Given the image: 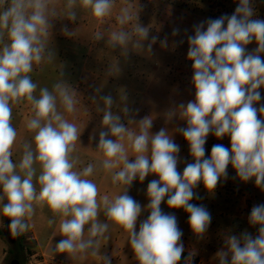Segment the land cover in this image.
Segmentation results:
<instances>
[{
    "label": "clouds",
    "instance_id": "9594fccd",
    "mask_svg": "<svg viewBox=\"0 0 264 264\" xmlns=\"http://www.w3.org/2000/svg\"><path fill=\"white\" fill-rule=\"evenodd\" d=\"M235 3L232 14L200 21L187 35L194 98L173 103L164 113L166 123L179 119L186 127L172 132L162 127L153 133L152 115L137 120L139 110L129 107L123 91L119 102L111 94L93 95L91 102L101 114L97 161L79 168L77 142L82 132L66 115L77 112V89L65 78L63 65L51 88L41 87L32 75L57 60L51 45L56 21L75 23L81 13L89 15L104 26L92 39L104 41L125 59L130 53L151 55L158 42L168 48V38L150 37V27L139 20L141 6L131 0H120L115 30L106 21L117 0H0V216L10 220L7 227L13 237L29 231L38 209L47 210V224L57 226L62 237L51 251L71 260L99 256L102 264H111L101 244L113 229L127 233L138 264H179L185 251L183 231L175 214L162 210V202L166 200L169 209H182L193 235L203 240L212 216L205 205L192 203L199 199L195 189L201 184L214 194L228 180L231 166L233 179L254 181L264 192V19L258 17L254 0ZM60 31L67 38L75 36L67 25ZM179 34V28L172 30L173 37ZM183 43L173 41L174 46ZM121 71L117 61L108 66L106 76ZM21 105L29 108L25 128L32 136L19 142V159L14 160L19 132L13 109ZM173 132L183 136L192 158L182 173ZM210 134L228 137L230 147L214 144L206 156ZM96 173L110 176L118 194L101 196L89 178ZM148 176L158 179L148 183V203L142 206L129 189ZM145 211L149 214L137 230ZM247 220L256 233L228 230L215 254L217 264H264V203L253 205ZM192 258L189 253L183 264H192Z\"/></svg>",
    "mask_w": 264,
    "mask_h": 264
},
{
    "label": "rangeland",
    "instance_id": "374dc122",
    "mask_svg": "<svg viewBox=\"0 0 264 264\" xmlns=\"http://www.w3.org/2000/svg\"><path fill=\"white\" fill-rule=\"evenodd\" d=\"M131 2L134 5L139 3L141 6L140 23L150 27V32L153 35H159L157 25L160 23L162 14H166L168 8L164 11L165 6H169V4L182 8L177 7L191 18L200 16V18L215 19L222 14L230 15L235 9V0H131ZM119 6L120 0H117V6L112 16L106 21V26L112 30L118 27L115 16L119 11ZM141 21L146 23L143 24ZM64 25H67L69 29H75L73 38H67L61 33L60 29ZM102 27L104 26L95 23L85 13H81L75 23L66 20L56 21L51 45L56 50L57 60L53 64L44 65L43 70L38 69L32 74L33 79L41 87L51 88L58 79V71L63 65L65 78L77 89L79 100L77 112L74 117L71 114L66 115L71 122L77 124L82 132L80 142H77V154L82 161L78 165L79 168L97 161L95 150L101 114L96 113V106L91 102L90 98L93 95H97L99 98V96L111 94L114 100L119 102V96L123 91L127 95L129 107L133 111L139 110L135 117L137 120L152 115L154 120L151 131L153 133L162 127H167L170 132L177 127H186V122L179 119L166 123L164 113L173 103H186L194 98L192 85L183 83L175 74L171 75L173 72H166V61L157 54L153 53L147 55L145 59H137L130 53L129 57L125 59L119 56L118 50L112 52L108 49L104 41L95 42L92 39L93 33L101 30ZM248 48L249 50L253 49L252 45H249ZM117 61L120 62L122 69L120 74L106 76L108 66L117 63ZM185 65L189 64L185 63ZM141 69L144 71L141 72ZM186 70H188L187 67ZM97 88L101 89L99 93H96ZM261 95L264 97V89L261 90ZM29 116V108L26 105L13 109V124L19 132L17 148L14 150V160L19 159V142L31 139L32 134L25 128V121ZM93 134L96 135V140H90ZM173 138L175 143L180 146L178 170L182 173L190 159L192 162L189 146L178 132H173ZM218 143L230 147L228 137L217 139L210 134L205 145L206 156L210 155L212 146ZM235 175V171L229 166L228 180L221 182L214 194L208 193L202 184L195 189L199 199H194L192 203L205 205L212 216L211 225L203 240H197L193 235L188 225V215L182 209H169L166 200L161 204L165 213H174L177 217L179 228L183 231L184 249L193 255L192 264H217L215 254L223 246V236L228 230L237 235L245 229L253 234L257 231L256 228L249 226L247 217L253 205L264 203V192L255 187L254 181L245 184L238 179H233ZM89 178L97 183L101 196L106 194L114 196L120 191L119 188L112 186L110 176L107 174L96 173ZM153 179H158V177L148 176L143 183L138 180L134 181L129 189V195L142 206L148 203L146 189L148 183ZM148 214L147 211L142 212L138 218L137 230L139 222L146 219ZM49 216L47 210L38 209L34 218L29 222L31 224L29 231L18 237V243L22 242L25 245V250H23L25 264L30 248H36L35 250L78 264H102L99 256L88 257L81 261L71 260L65 253L52 252L51 249L54 250L56 243L62 237L58 235L57 226L50 227L47 224ZM6 219V217L0 216V225H2L0 226V264L9 263L14 255L13 248H15V252L20 250L18 243L15 246L11 245L3 233ZM109 236L108 241H102L101 253L111 257V264H138L128 243L127 233L123 230L110 229ZM4 254H6V258L3 262Z\"/></svg>",
    "mask_w": 264,
    "mask_h": 264
},
{
    "label": "crops",
    "instance_id": "0c3cea01",
    "mask_svg": "<svg viewBox=\"0 0 264 264\" xmlns=\"http://www.w3.org/2000/svg\"><path fill=\"white\" fill-rule=\"evenodd\" d=\"M256 11L258 14V17L261 19H264V0H254ZM173 4H169V6H165L164 11L167 9L166 14L163 13L162 17L160 18L158 25H157V31L159 33L160 39H163L165 36H167L169 41L168 48H161L159 45V42L153 46V53L157 54L161 58H163L166 61L167 68L166 72H173L171 75L175 74L179 77V80H181L185 84H191V77H192V69H191V62L187 60V35L193 34L192 28L194 24L199 23L200 21L206 20V18H200V16H197L196 18H191L190 16L187 17L184 11L179 10L178 6H171ZM178 7V8H177ZM236 7V3H235ZM182 9V8H180ZM261 10V11H259ZM142 22V21H141ZM145 24L146 22H142ZM156 26V25H155ZM152 27H154L152 25ZM155 28V27H154ZM174 28H179L180 34L176 37H173L171 35L172 30ZM185 30H187V33H185ZM153 35V33L150 32V37ZM183 39V44L173 45V41H179ZM255 47V44H252V48ZM152 53V54H153ZM137 59H145L147 55L144 54H135L132 53ZM185 63H188L189 65H185ZM186 67L188 70H186ZM146 69L145 67H143ZM190 69V70H189ZM144 71L141 69V72ZM191 162V159H190ZM188 252V250H185ZM6 258V254L3 256V262Z\"/></svg>",
    "mask_w": 264,
    "mask_h": 264
},
{
    "label": "built area",
    "instance_id": "2783aa9c",
    "mask_svg": "<svg viewBox=\"0 0 264 264\" xmlns=\"http://www.w3.org/2000/svg\"><path fill=\"white\" fill-rule=\"evenodd\" d=\"M35 249L27 254L26 264H78Z\"/></svg>",
    "mask_w": 264,
    "mask_h": 264
},
{
    "label": "flooded vegetation",
    "instance_id": "af4514ba",
    "mask_svg": "<svg viewBox=\"0 0 264 264\" xmlns=\"http://www.w3.org/2000/svg\"><path fill=\"white\" fill-rule=\"evenodd\" d=\"M10 224V220L7 218L5 220V223H4V228H3V233L4 235L7 237L8 241L11 243V245L15 246L17 243H18V237H13L7 227V225ZM21 242L18 243V245L20 244ZM24 244V243H23ZM14 255L12 257V259L9 261L8 264H20V262L17 260V257H16V252H15V248H13V252H12Z\"/></svg>",
    "mask_w": 264,
    "mask_h": 264
},
{
    "label": "trees",
    "instance_id": "16d2710c",
    "mask_svg": "<svg viewBox=\"0 0 264 264\" xmlns=\"http://www.w3.org/2000/svg\"><path fill=\"white\" fill-rule=\"evenodd\" d=\"M19 247H20V250L16 251V257H17V260L20 262V264H25V258H24V255H23V250H25V245L21 242L19 244ZM30 252H32V249L30 248L29 250ZM189 255V253L187 251H184L183 255H182V259L181 261L179 262V264H183V260L185 257H187Z\"/></svg>",
    "mask_w": 264,
    "mask_h": 264
}]
</instances>
